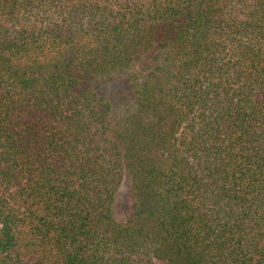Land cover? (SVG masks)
Returning <instances> with one entry per match:
<instances>
[{
  "label": "trees",
  "instance_id": "obj_1",
  "mask_svg": "<svg viewBox=\"0 0 264 264\" xmlns=\"http://www.w3.org/2000/svg\"><path fill=\"white\" fill-rule=\"evenodd\" d=\"M0 264H264V0H0Z\"/></svg>",
  "mask_w": 264,
  "mask_h": 264
},
{
  "label": "rangeland",
  "instance_id": "obj_2",
  "mask_svg": "<svg viewBox=\"0 0 264 264\" xmlns=\"http://www.w3.org/2000/svg\"><path fill=\"white\" fill-rule=\"evenodd\" d=\"M129 186L130 181L125 178L121 187L119 202L117 204V213L120 218L127 217L131 210V203L129 201Z\"/></svg>",
  "mask_w": 264,
  "mask_h": 264
}]
</instances>
